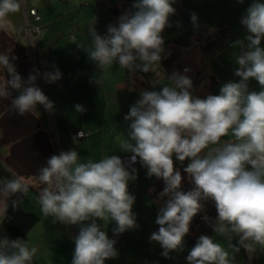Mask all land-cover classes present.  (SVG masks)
I'll list each match as a JSON object with an SVG mask.
<instances>
[{
  "label": "clouds",
  "instance_id": "clouds-1",
  "mask_svg": "<svg viewBox=\"0 0 264 264\" xmlns=\"http://www.w3.org/2000/svg\"><path fill=\"white\" fill-rule=\"evenodd\" d=\"M176 3L133 0L114 24L107 25L105 34L97 32L95 23L89 28L91 48L79 47L97 70L113 64L126 70L131 78L129 91L135 90L132 85L138 73L153 75L151 90L141 89L124 116L128 124L121 152L131 154L127 162L115 154L84 160L76 148H70L51 155L38 170L35 179L42 187L36 200L43 215L51 216L53 223L79 226L71 264H106L119 257L117 240L109 238L99 222L114 221V236L139 228L133 212L136 197L129 191L130 183L138 179L137 161L148 178L164 183L155 201L158 231L149 237L161 247L164 258L185 251V237L202 213L213 235L197 238L186 256L187 264H237L242 249L252 264L258 254H264V2L251 0L240 20L244 38L229 45L239 49L233 69L238 80L226 81L219 94L203 98L195 94L187 75L192 69L170 74L158 70L170 55L164 33L173 27ZM21 7L22 0H0V28ZM190 18L198 30L197 13ZM175 27L181 23L177 21ZM17 59L13 49L0 53V100H7L9 110L20 116L39 119V106L53 112L55 105L37 85V77L55 83L62 78L60 70L33 69L25 79L17 71ZM253 80L258 89L250 87ZM75 111L85 109L77 104ZM78 138L81 133L73 143ZM185 179L191 185L187 191ZM30 187L18 175L0 177V264H33L38 253L29 240L3 234L9 206L20 208ZM208 202L214 204V218L206 214Z\"/></svg>",
  "mask_w": 264,
  "mask_h": 264
},
{
  "label": "crops",
  "instance_id": "crops-1",
  "mask_svg": "<svg viewBox=\"0 0 264 264\" xmlns=\"http://www.w3.org/2000/svg\"><path fill=\"white\" fill-rule=\"evenodd\" d=\"M132 2L133 0H23L25 9H36L41 23L46 26L42 37L35 41L39 73L51 72L55 68L62 73V78L55 83L45 82L42 75H39L40 83L37 82L55 105L51 113L43 110L42 106L38 110L41 113V131L54 136L58 154L62 150L76 148L82 159L94 161L114 154L120 157L130 154L121 152V141L126 137L128 124L124 116L139 98L141 89L151 90L149 81L153 74L138 73L134 78L135 84L132 85L135 90L129 91L131 78L126 70L121 69L118 64L103 71L97 70L87 53L79 47L91 48L89 28L94 23L97 32L105 34L107 25L114 24L131 7ZM250 2L251 0H245L240 4L238 0H177L174 5L177 12L171 18L173 27L166 29L164 33L166 53L170 52V55L162 60V69L158 70L170 74L177 70L183 71L185 67L192 69L187 75L193 80L195 94L202 98L207 94H219L220 86L226 81L238 80L233 69L239 49H232L229 45L236 39L244 38L245 30L237 23L236 16L243 15ZM192 12L198 15V30L191 23ZM22 15L23 8L11 15L12 26L4 27L10 30V33L6 31L11 34L9 36L16 34V20L18 16L22 19ZM177 21L181 23L180 28L175 27ZM211 28L215 31L210 32ZM1 30L4 29L0 28ZM216 33L227 38L228 43L205 62L199 38ZM31 72L29 66L26 67V74L18 73L27 79ZM140 75L144 76L143 80L138 78ZM250 87L258 89L257 82L251 81ZM77 104L82 105L85 111L76 112ZM45 117L47 120L44 122ZM74 130H84L88 135L73 143L67 133ZM134 167L138 170V179L130 183L129 191L136 197L133 212L139 228L122 234V241L115 245L119 257L106 261V264H187L186 256L193 247L188 236L185 237V251L171 253L170 259L161 255L162 249L158 244L150 242V234L158 231L159 227L155 224L159 205L155 203L156 197L153 196L156 178H148L147 170L139 163H135ZM37 174L35 170L32 175L21 176L30 183L29 195L33 196L25 197L22 208L39 217L37 224L24 237L39 249L33 264H71L75 246L73 238L78 234L79 226L53 223L51 216L43 215L36 200L41 189L35 179ZM99 223L108 236L113 234L112 229L116 226L114 221ZM3 230V234L7 235L4 227ZM210 235H213L212 231ZM217 239L222 241L223 238ZM236 261L237 264H248L247 254L243 249ZM252 264H264V254H258Z\"/></svg>",
  "mask_w": 264,
  "mask_h": 264
},
{
  "label": "trees",
  "instance_id": "trees-1",
  "mask_svg": "<svg viewBox=\"0 0 264 264\" xmlns=\"http://www.w3.org/2000/svg\"><path fill=\"white\" fill-rule=\"evenodd\" d=\"M23 2V0H22ZM22 10V7H21ZM36 10V9H35ZM37 11V10H36ZM241 18V16H236V21L237 23L241 25V23L238 21V18ZM41 18V17H40ZM32 26L37 25L38 22H30ZM41 23V20H40ZM43 24V23H41ZM243 27V26H242ZM46 28V26H45ZM23 30V15H22V26L20 30ZM25 33V31L23 30ZM19 39H21V32L17 31L15 34ZM32 35H34V32H32ZM16 36H9L5 30L0 31V43L2 44L1 49L7 48V50L13 49V55H15L18 59L14 62L17 68V71L20 73H25L26 67H29L31 65L32 71L33 69L38 70L39 72V62H38V57L36 53V44L34 43V48H33V53H34V58L31 57L30 55V50H29V45L26 41V47L25 49L21 48L17 43V37ZM25 38V36H24ZM201 39L200 41V46L202 48V54L205 59L211 58L212 54L216 51L221 50L224 48L226 43H228V39L225 37H220L218 33L216 35H212L209 37H204V38H199ZM9 45V47H4L3 44ZM210 60V59H209ZM26 74V73H25ZM37 82L40 83L39 80V75L37 77ZM1 102L3 101V104L1 105V110H0V133L1 136L3 137V141L5 142L6 146L9 147V151L11 152V159L9 158L8 161H6V167L4 168V172L6 170H10L9 173L15 174L18 176H28L32 175L34 171L38 170L46 164L47 159L53 155V154H58L57 149H56V142L54 140L53 135H46L44 132L41 131V124L38 119L32 117L31 115H25V116H20L16 113H13L9 110V105L7 100H0ZM22 125L24 124L25 126H30L32 128L30 137H32V134H36V136L41 140L42 144L44 145L43 149H37V148H32L31 146V151L35 152L37 155H32L30 158H27L23 163V166L17 162V160H20V155H17V152L20 150L16 146L18 143V136H13L14 131H15V126L16 125ZM77 131V130H74ZM72 131H69L67 135ZM28 139V138H27ZM26 140V139H25ZM70 140L73 142V139L70 138ZM83 140V139H81ZM80 140V141H81ZM79 142V141H78ZM12 144V145H11ZM19 144V143H18ZM15 146V147H13ZM17 152H16V150ZM22 151H27V146L26 149ZM38 151V152H37ZM28 160V163L26 161ZM33 161V162H32ZM17 162V164L15 163ZM26 163V164H25ZM34 163L36 164L35 166H31V164ZM187 161H185L184 166L187 165ZM176 166L180 167L179 162H176ZM24 167V168H23ZM28 167V171H24V169ZM2 169V168H1ZM182 171V169H181ZM183 174V173H182ZM186 177V174H183ZM42 187V185H40ZM164 187V183L162 180H157L155 181V189L153 191V196L157 198V195L159 191H162ZM185 191H187L190 187H183ZM15 199V197H13ZM201 215H198L194 218L191 228H190V233L187 235L190 242L194 246L196 243L197 238L200 235H210L212 229L206 225L202 219ZM206 214L215 217L216 216V210L214 207V204L212 202H208L206 204ZM8 219H6L3 223V227L5 229V232L11 239L15 238H22L27 235V233L37 224L39 221V217L37 214H35L32 211H25L22 206L16 210H13L11 206L8 208ZM110 237V236H109ZM123 236L121 234V238L117 240V242L122 241Z\"/></svg>",
  "mask_w": 264,
  "mask_h": 264
},
{
  "label": "rangeland",
  "instance_id": "rangeland-1",
  "mask_svg": "<svg viewBox=\"0 0 264 264\" xmlns=\"http://www.w3.org/2000/svg\"><path fill=\"white\" fill-rule=\"evenodd\" d=\"M9 20H10V23L8 24L10 27L12 26L13 22H12V18L11 16L9 17ZM16 31H20L21 32V39H19L15 34L14 36L17 37V40H16V43L23 49H25L26 47V41H25V33L23 32V30L21 28L22 26V19H21V16L19 18L18 16V19L16 20ZM4 29L5 31L9 32L10 33V30L7 28L5 29L4 27L2 28ZM17 33V32H16ZM8 35H11V34H8ZM13 35V34H12ZM4 47H9V45H7V42H6V45L3 44ZM2 48V44L0 43V53H4V52H7V48L6 50L5 49H1ZM180 56V54L178 55V57ZM31 66V65H30ZM32 70V68H31ZM3 104V101L1 102L0 101V108H1V105ZM43 109V107H42ZM1 110V109H0ZM44 110V109H43ZM39 122L41 121L40 119H38ZM47 120V117H45V120L44 122ZM41 124V123H40ZM45 126V125H44ZM42 128V127H41ZM31 130L32 128L30 126H25L24 124L22 125H16L15 126V131H14V135L13 136H18L19 139H18V143L16 144V146L18 147V149H20L18 152H17V155H20V160H17V162L19 161V163L23 166V162L27 159V158H30L32 155H37L35 152H32L31 151V147L32 148H37L38 150L39 149H43L44 145L42 144L41 140L36 136V134H32V137L29 138L30 136V133H31ZM2 133H0V168H2L0 171V177H7V176H10V175H15L14 173L11 174L9 173L10 170H6V172H4V168L6 167V161H8V159L10 158L11 159V152L9 151V147L6 146L5 142L3 141V137L1 136ZM28 138V139H27ZM26 139V140H25ZM12 145V144H11ZM26 146H27V151H22L24 150V148L26 149ZM31 146V147H30ZM15 147V146H13ZM38 152V151H37ZM17 162H15L17 164ZM33 162V161H32ZM26 163H28V160L26 161ZM25 163V164H26ZM36 164L32 163L31 166H35ZM24 168V167H23ZM29 168L26 167L24 169V171H28ZM21 177V176H20ZM183 187H191V185L187 182V179H185L184 183H183ZM160 192V191H159ZM28 197L30 198H33V196L31 197V195H27Z\"/></svg>",
  "mask_w": 264,
  "mask_h": 264
},
{
  "label": "built area",
  "instance_id": "built-area-1",
  "mask_svg": "<svg viewBox=\"0 0 264 264\" xmlns=\"http://www.w3.org/2000/svg\"><path fill=\"white\" fill-rule=\"evenodd\" d=\"M22 8H23V30L25 31V40L27 41L29 45L30 55L32 58H34V53H33L34 43L37 39L42 37L46 28L44 24L40 23L41 18L35 9H30L27 11L23 5V2H22ZM240 20L241 18L239 17L238 21L240 22ZM30 22H36V23L38 22V24L32 26ZM32 32H34V35H32ZM78 133H81V138H78L77 141H80L81 139L85 138L88 135V132L84 130H77V131L70 132L68 137L73 139V137H77ZM130 155L131 154H125L121 156V158L125 162H127ZM137 163H139V161H137ZM109 238L119 240L121 238V234L118 236H114L112 234Z\"/></svg>",
  "mask_w": 264,
  "mask_h": 264
},
{
  "label": "bare ground",
  "instance_id": "bare-ground-1",
  "mask_svg": "<svg viewBox=\"0 0 264 264\" xmlns=\"http://www.w3.org/2000/svg\"><path fill=\"white\" fill-rule=\"evenodd\" d=\"M34 48V47H33Z\"/></svg>",
  "mask_w": 264,
  "mask_h": 264
}]
</instances>
